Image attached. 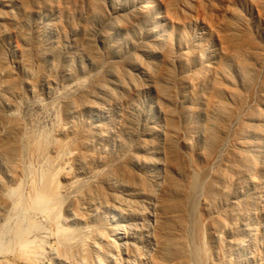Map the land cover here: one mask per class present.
I'll use <instances>...</instances> for the list:
<instances>
[{
  "label": "rangeland",
  "instance_id": "rangeland-1",
  "mask_svg": "<svg viewBox=\"0 0 264 264\" xmlns=\"http://www.w3.org/2000/svg\"><path fill=\"white\" fill-rule=\"evenodd\" d=\"M34 135L58 212L26 250L0 198L1 264H264V0H0V193Z\"/></svg>",
  "mask_w": 264,
  "mask_h": 264
},
{
  "label": "bare ground",
  "instance_id": "bare-ground-1",
  "mask_svg": "<svg viewBox=\"0 0 264 264\" xmlns=\"http://www.w3.org/2000/svg\"><path fill=\"white\" fill-rule=\"evenodd\" d=\"M234 37H232V38H234ZM232 54H233V52H232ZM224 108H226V107H224ZM34 136H33V139L32 140L30 139L31 141H29V143L26 144L28 146V148H26V149H27V151L29 149V151H31L38 158V160L39 159L42 160L41 161L42 163L44 162V169L41 170V173H39V175H38L39 177L36 176L37 174L35 175L36 179L38 178V180L35 181V179H34L35 177L33 178L34 179L33 181H35V182H31L32 185L30 184V186H29L30 188H29L27 194L25 193L26 191L25 192L23 191V189H22L23 187L21 188V186H18L15 189L6 188V189H3V191L0 193V198L2 199L1 205L3 207V208H1V207L0 208L2 210H5L4 212L6 214L11 212L15 216L17 215L16 217H18V218H16V219H18V226H17V229H16L17 239H16L14 244L15 245L17 244L20 247L26 248V250L28 249V247H32V241L29 240V236H30L31 232L34 231V230H31L32 227L35 228V230L38 229L36 231H39V229H40L39 227H41L40 231L42 230V226L41 225H36V224H35L36 226L33 225V220L38 215H43V216H46L49 219L50 222H53L52 220L55 219V215L58 212V211H56V206H57V204L60 203V196H61V194H59V192L57 190L58 187H56V185H55L56 183H55L54 178H53L54 175L50 171L52 169H50V160H49L48 154H47L49 152L48 151V147H49L48 145H49V141H51V139L49 138L48 135H42V136L40 135L39 137H36L37 136L36 135L35 139H34ZM15 146H17V147H13L12 146V147L6 148V153H5V155H7L8 157L13 159L14 163H16V159H17L16 157L20 156L19 154L22 153V151H23V149L25 147L24 145H22V147H20L21 145H19L17 143H16ZM26 149H24V151ZM14 157L16 158L15 160H14ZM5 158L9 159L7 157H5ZM19 158L20 157H18V159ZM6 159H5V161H6ZM10 162L13 164L12 160L11 161L9 160V164H10ZM26 170L28 171V173H27V171L26 172L24 171V172L29 174V176H30L31 173H29V172H30L31 168L28 166L26 168ZM32 173H35V172H32ZM31 179H30V181H31ZM8 215H10V214H8ZM5 216H4V219H6ZM12 217H10V218H12ZM57 219L58 218L56 217V220ZM6 221H7V219L5 220V222ZM1 223H3V222H1ZM38 224H40V223H38ZM57 226L60 227V225H57ZM2 228L4 230V227H2ZM57 229H59V228H57ZM1 230L2 229H0V231ZM58 231L59 230H57V237L59 239V242L66 243L67 239H68V236L66 235V233H63V232L60 233L61 229H60L59 232ZM69 237H70V235H69ZM70 239L68 240L69 243L68 244L66 243V245H70V243H71ZM2 246L5 247L4 244L1 245L0 247L2 248ZM67 247H69V246H67ZM163 249H164L165 254H167L166 257H169L170 260H172V258L177 257L179 255H181L183 258L188 257V255L186 253L187 252L186 243L182 239H174V240L168 241V243H166V247L163 248ZM22 250L26 251L25 249H22ZM194 254H195V252H194ZM194 254L192 255V258H195L197 260L200 259V257H202V256H198V254H195V255ZM0 256H2V255H0ZM5 256H6V254H5ZM189 257H191V256H189ZM203 259H204V256H203ZM198 262H200V261H198ZM203 262L205 263V260H203L201 263L203 264ZM207 263H209V261Z\"/></svg>",
  "mask_w": 264,
  "mask_h": 264
}]
</instances>
